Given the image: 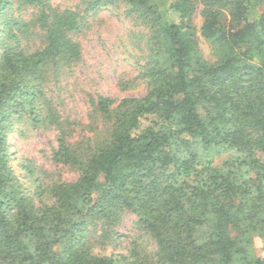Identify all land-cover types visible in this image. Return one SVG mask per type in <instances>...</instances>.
<instances>
[{
    "label": "trees",
    "instance_id": "1",
    "mask_svg": "<svg viewBox=\"0 0 264 264\" xmlns=\"http://www.w3.org/2000/svg\"><path fill=\"white\" fill-rule=\"evenodd\" d=\"M119 1L149 30L148 91L115 104L98 96L107 126L84 145L66 139L45 89L81 59L79 13L0 0V264H264L252 252L264 236V0H84V10ZM21 7L34 18L17 17ZM30 33L39 48L26 49ZM24 121L58 131L53 158L77 170L74 181L30 192L15 174L8 136ZM126 211L154 250L94 253L91 230L99 224L103 238Z\"/></svg>",
    "mask_w": 264,
    "mask_h": 264
},
{
    "label": "rangeland",
    "instance_id": "2",
    "mask_svg": "<svg viewBox=\"0 0 264 264\" xmlns=\"http://www.w3.org/2000/svg\"><path fill=\"white\" fill-rule=\"evenodd\" d=\"M49 4L57 11L74 10L80 15L79 28L72 33V38L81 48V59L65 69L59 78L48 82L45 89L64 124L66 139L86 145L97 136H103L107 126L93 105L98 96L108 97L115 104L123 97H142L147 93V80L140 72L146 62L145 43L149 30L135 17L128 15L120 1L90 12H85L84 0H49ZM34 13L31 7L15 10V15L24 20L34 18ZM202 21L199 10L195 11L192 25L198 48L203 56H207L210 45L200 36ZM221 24L224 29L229 27L231 22L228 15L223 17ZM23 44L31 50L39 48L41 40L36 33H30ZM57 134L53 127L32 126L24 121L14 124L8 136L11 164L30 192L38 185L43 190L53 183L74 181L78 176L75 168L54 160ZM257 155L264 163V153ZM226 157L214 156L213 163H220ZM21 162L32 167V177L25 176L27 172L20 168ZM99 228L98 224L91 230L94 253L126 254L133 246L151 253L155 248L154 242L139 228L137 217L131 212H124L120 222L107 228L108 235L103 238L100 237ZM210 231L211 226L198 229L197 239H205ZM252 252L264 257V236H253Z\"/></svg>",
    "mask_w": 264,
    "mask_h": 264
}]
</instances>
